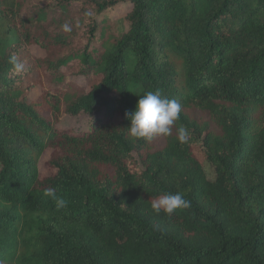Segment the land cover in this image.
Segmentation results:
<instances>
[{
  "label": "trees",
  "instance_id": "16d2710c",
  "mask_svg": "<svg viewBox=\"0 0 264 264\" xmlns=\"http://www.w3.org/2000/svg\"><path fill=\"white\" fill-rule=\"evenodd\" d=\"M157 90L180 119L134 142L126 114ZM80 114L88 128L61 126ZM169 193L191 207L157 215ZM0 264H264V0H0Z\"/></svg>",
  "mask_w": 264,
  "mask_h": 264
},
{
  "label": "clouds",
  "instance_id": "9594fccd",
  "mask_svg": "<svg viewBox=\"0 0 264 264\" xmlns=\"http://www.w3.org/2000/svg\"><path fill=\"white\" fill-rule=\"evenodd\" d=\"M86 16H91V12H86ZM63 31L70 32V26L65 23L62 26ZM8 63L12 66L11 72L15 76H22L26 71L25 63L20 56L13 53L8 58ZM182 104L176 99H169L162 96L157 91H147L139 96L135 110L130 116V126L127 127L129 137L135 142L144 140L150 143L159 137H169L172 135L173 126L180 119ZM176 139L180 144L188 143L190 133L186 126L180 125L177 129ZM45 196L52 198L55 202L56 210L67 207L68 201L57 196L55 188L45 190ZM191 207V201L184 198L180 193L164 194L151 203V209L157 215L163 212L171 217L178 210Z\"/></svg>",
  "mask_w": 264,
  "mask_h": 264
},
{
  "label": "rangeland",
  "instance_id": "374dc122",
  "mask_svg": "<svg viewBox=\"0 0 264 264\" xmlns=\"http://www.w3.org/2000/svg\"><path fill=\"white\" fill-rule=\"evenodd\" d=\"M128 12V8L125 6H120L115 8L112 12L109 13L108 17L113 19L115 21V25H114V32H118L119 30H122L126 27L125 23L122 22V17L126 15V13ZM28 51L29 54L34 57V58H44L46 56L45 51L40 49L37 46H31L28 47ZM71 81H74V79H70ZM77 89L80 88H84L85 91H88V86H86L85 81L82 78H77L75 80ZM39 93V90L33 91L32 94L33 96H36ZM102 115V111L101 109H99L96 113L95 116H101ZM190 115L192 116L193 119L197 120V121H206L207 117L205 114H202L200 112H195V111H191ZM92 116H88L85 114H80L79 116H76L74 118H69V117H61V126L63 125V127H66V130H69L71 133H77L81 130H84L85 128H88L91 123H92ZM194 154L196 155V157L199 159V161L202 164L203 170L206 174V177L209 180H213L215 178V171H214V167L212 166V164L210 162L207 161L206 156H205V149L202 145V140L199 139L197 140L195 146H194ZM50 156V151H46L42 157L39 160V167L43 168L45 162L48 160Z\"/></svg>",
  "mask_w": 264,
  "mask_h": 264
}]
</instances>
